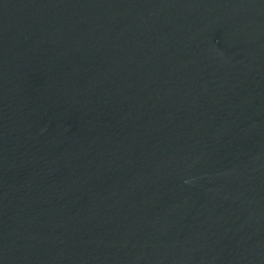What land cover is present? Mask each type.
Returning a JSON list of instances; mask_svg holds the SVG:
<instances>
[{"label":"water","instance_id":"1","mask_svg":"<svg viewBox=\"0 0 264 264\" xmlns=\"http://www.w3.org/2000/svg\"><path fill=\"white\" fill-rule=\"evenodd\" d=\"M0 264H264V0H0Z\"/></svg>","mask_w":264,"mask_h":264}]
</instances>
